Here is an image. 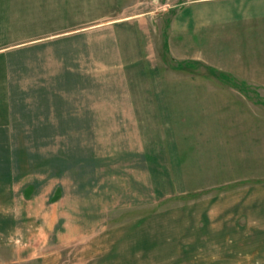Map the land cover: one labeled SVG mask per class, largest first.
<instances>
[{
	"label": "rangeland",
	"instance_id": "obj_1",
	"mask_svg": "<svg viewBox=\"0 0 264 264\" xmlns=\"http://www.w3.org/2000/svg\"><path fill=\"white\" fill-rule=\"evenodd\" d=\"M22 1L23 16L18 0H0V264H264V217L251 211L264 204V37L256 27L238 43L229 35L216 41L219 72L201 63L178 69L199 84L174 102L172 122L165 107L146 112L138 94L137 105L127 103L123 74L102 72L93 59L95 36L30 46L97 7ZM137 2L122 0L120 9ZM157 6L144 0L134 10ZM164 7L149 25L159 39L149 87L172 72L159 24ZM21 44L29 46L16 49ZM220 72L261 88L239 90ZM224 134L237 142L219 154L206 142ZM238 193L245 209L222 218L207 208L192 229L159 218Z\"/></svg>",
	"mask_w": 264,
	"mask_h": 264
},
{
	"label": "crops",
	"instance_id": "obj_2",
	"mask_svg": "<svg viewBox=\"0 0 264 264\" xmlns=\"http://www.w3.org/2000/svg\"><path fill=\"white\" fill-rule=\"evenodd\" d=\"M32 1L33 0H31V6L34 4V2L32 4ZM47 1L54 3L56 0ZM73 1L78 3V5H80L79 7L82 6L83 9L88 10L92 9L94 5V9L97 7L99 13L89 14V17H91L89 19L84 15L82 19H78V21L74 23H69V21H67L65 23L66 29L57 33H51L45 37L33 39L30 41V46L45 43V46L52 47L56 45V43L75 39L88 42L91 36H95L97 41H99V39L101 40V45L100 52L97 50L98 53H95L93 59L95 58L96 64L101 68L100 70H102V72H113L115 68H118V72L123 74L121 80L123 86L120 90L121 92L127 91L130 93L127 94L129 97L131 96L130 98L132 99V101L130 99V102L127 103L134 104V106L137 105L135 98L136 94H138L139 96L137 95V99L141 100L142 105H146V112L150 111V108H147V106L152 104L159 105L161 110L162 107H165V114L172 122L175 120L172 105L180 104V102H174L177 99L184 98L182 97L183 90H191L192 92V90L198 88L199 84L198 81L192 79V77L184 78L183 74L178 69L185 67L195 68L201 63V65H204L206 68L211 70L214 69L219 72L221 66L214 62V58L217 56L212 54V50L216 48L215 43L222 39L221 37L229 35L233 41L238 43L240 36H243L246 30L249 32L248 27H256L255 31L258 33L256 36L261 35L264 37V33L261 34L260 29V27L264 28V0H148L151 2L154 1L155 4L157 3L161 6L134 10L137 9L135 6H139L140 3L142 4L144 1L138 0L137 3L139 4L134 5L131 3V7L127 9V11L129 9L132 10L130 12H124L125 8L120 9V7H122L120 6L122 0H65L63 7H66L65 9L67 10ZM21 3H19L18 0L17 12L18 15L20 14L23 16V14L20 13L22 9ZM159 7H164V9H166L164 14L160 17L167 16L165 17L166 21L165 23H160L164 20L162 19L159 21V24L166 25L167 27L163 31V43L165 44H163V50L166 58H170L168 63L170 64L172 72L168 73L166 77H160L159 81L153 82L149 87L147 85L149 75H152L151 77L154 78L153 75L157 74V69L154 68L155 66L151 60L152 53L156 52L153 43L159 40L153 39L152 29L149 25L151 23L152 26L154 20H156L154 16L159 11ZM122 10L123 12H121ZM77 17L79 18L78 15ZM71 25L75 27H71ZM262 39L264 41V38ZM225 40L226 38L224 41ZM23 45L17 46L16 49L22 50V48H27L26 46H29ZM102 54L103 57L107 59L100 61L98 57H101ZM88 56L92 57L90 54H88ZM153 56H155V53ZM221 57L224 56L221 55ZM172 63H175L176 66H172ZM61 69V73L62 71L64 72V65ZM66 69L67 71L70 70L69 66H67ZM74 71L79 73L81 70L78 71V69H76ZM69 72L72 71L70 70ZM220 74L223 78L234 80V82L231 81V83L233 86H236V88H239V90L256 91L257 88H261L260 85H250V87H248L247 83L244 81H235L233 75L226 77V74L221 72ZM232 85L230 86L232 87ZM149 90L159 92L155 93L154 91L150 94L147 93ZM154 94L157 95L156 99H152L153 97H151ZM156 116L157 112L154 114L155 121L157 120ZM235 120L237 122H242L240 119ZM213 138L216 137H214V133L210 132L208 134V139ZM219 138V141L213 142L212 140H208L206 142L211 144L209 145L211 148L215 149V147H217L214 152H218L219 154H224V152H227V149H224L226 146H233L234 143L237 142L229 139V136L227 139L226 134L220 135ZM176 161H178L177 158ZM258 191H261V189H258ZM231 197L233 198L234 204H231ZM240 198L242 197L239 193L232 195H217L205 201H200L197 205H184L179 212L175 210L176 213L174 214L170 211L160 213L159 218L164 219L166 227L172 224L175 227L180 226L183 231H185L188 226L192 229V226L200 224L199 212H203L207 208H218L220 210L219 216L222 218H225L231 210L237 209L240 211L245 209L246 207L244 204H241L242 199ZM257 198L254 200H257ZM254 200L252 199L251 201L253 202ZM251 209L252 212L258 211L256 209H259L260 216L264 217V204H260L259 208L251 206ZM192 213H194V215ZM252 215V217L255 216L253 213ZM213 224L214 222L208 223L207 231L213 228ZM242 227L243 230H245L246 227L244 225H242ZM203 230V233H208L206 228ZM220 233L222 234L224 231L217 232V234ZM119 248L120 246L117 244L115 246V251Z\"/></svg>",
	"mask_w": 264,
	"mask_h": 264
},
{
	"label": "trees",
	"instance_id": "obj_3",
	"mask_svg": "<svg viewBox=\"0 0 264 264\" xmlns=\"http://www.w3.org/2000/svg\"><path fill=\"white\" fill-rule=\"evenodd\" d=\"M214 70V69H213Z\"/></svg>",
	"mask_w": 264,
	"mask_h": 264
}]
</instances>
